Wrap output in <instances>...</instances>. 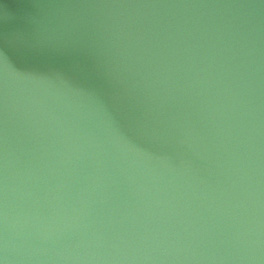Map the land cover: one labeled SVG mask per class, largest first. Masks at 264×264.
I'll return each mask as SVG.
<instances>
[{"label":"water","instance_id":"water-1","mask_svg":"<svg viewBox=\"0 0 264 264\" xmlns=\"http://www.w3.org/2000/svg\"><path fill=\"white\" fill-rule=\"evenodd\" d=\"M0 264H264V0H0Z\"/></svg>","mask_w":264,"mask_h":264}]
</instances>
